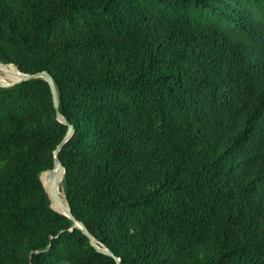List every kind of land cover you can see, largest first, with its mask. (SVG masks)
Instances as JSON below:
<instances>
[{"label":"trees","instance_id":"1","mask_svg":"<svg viewBox=\"0 0 264 264\" xmlns=\"http://www.w3.org/2000/svg\"><path fill=\"white\" fill-rule=\"evenodd\" d=\"M0 62L53 77L60 190L121 264H264V0H0ZM66 131L0 87V264H116L39 178Z\"/></svg>","mask_w":264,"mask_h":264},{"label":"water","instance_id":"2","mask_svg":"<svg viewBox=\"0 0 264 264\" xmlns=\"http://www.w3.org/2000/svg\"><path fill=\"white\" fill-rule=\"evenodd\" d=\"M0 66L11 68L14 71V73H16V75L18 76L17 80L7 82V83H0V87H10V86L18 84L20 82L29 81V80L36 79V78H41V79L45 80L47 82V84L49 85L51 96H52V103H53V106H54V109L56 112V119L60 123L67 126V131H66V134H65L63 140L54 150L52 168L50 170L44 171V172H48L50 174V176H49L50 194L46 191L45 187L43 186L45 189V192L47 193L49 200L51 202L50 207L55 212L60 213L62 215H65L66 217H68L72 221V227L70 230H72L74 228L79 229L84 234V236L86 238H88L90 245L97 252L104 254V255H107L109 257H112L115 260L116 264H121L119 258L115 257L113 255V253L110 250H108L104 245H101L92 236V234L88 231V229L84 226V224L82 222H80L74 218V216L72 215V213L70 211V208L68 206V203L66 201L65 196L63 195L65 203L60 199L59 192H58V185H57V182H58L57 171H58V168L62 169V177H61V181H62L63 174H64V168L61 165L60 160H59V152L61 150L62 145L72 136L73 128L68 123V121L59 112L58 94H57V90L55 87L53 77L46 71L37 72V73H24V72L20 71L19 68L14 64H3L0 62ZM44 172H42V173H44ZM41 174L39 176L40 180H41ZM41 182H42V180H41ZM60 188H61V186H60ZM52 201L56 203V205L59 207L60 210H55L52 207Z\"/></svg>","mask_w":264,"mask_h":264},{"label":"bare ground","instance_id":"3","mask_svg":"<svg viewBox=\"0 0 264 264\" xmlns=\"http://www.w3.org/2000/svg\"><path fill=\"white\" fill-rule=\"evenodd\" d=\"M0 69H5L6 70V79L1 77L0 76V79L4 82V83H7L6 80H9V82L11 81H14V80H17L18 79V76L16 75V73H14V71L9 68V67H3V66H0ZM11 80V81H10ZM59 172V178H58V182H57V185H58V192H59V196H60V199L64 202V198H63V193L61 192V190L59 189V186L61 184V177H62V169L61 168H58V171ZM49 173L48 172H44L41 174V180H42V183H43V186L45 187L46 191L50 194V184L48 183L47 181V175ZM65 203V202H64ZM52 207L55 209V210H60L59 207L56 205L55 202L52 201Z\"/></svg>","mask_w":264,"mask_h":264},{"label":"rangeland","instance_id":"4","mask_svg":"<svg viewBox=\"0 0 264 264\" xmlns=\"http://www.w3.org/2000/svg\"><path fill=\"white\" fill-rule=\"evenodd\" d=\"M7 73H6V70L5 69H0V76L1 77H3V78H5L6 79V77H5V75H6ZM7 82H9V80H6ZM11 81V80H10ZM49 176H50V174H48L47 175V181H48V183H49ZM57 176H58V178H59V172H57ZM50 184V183H49ZM60 186H61V184H60ZM60 186H59V189H60Z\"/></svg>","mask_w":264,"mask_h":264}]
</instances>
